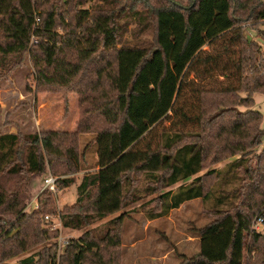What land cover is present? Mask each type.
<instances>
[{
    "label": "trees",
    "instance_id": "1",
    "mask_svg": "<svg viewBox=\"0 0 264 264\" xmlns=\"http://www.w3.org/2000/svg\"><path fill=\"white\" fill-rule=\"evenodd\" d=\"M130 1L119 7L116 0H0L3 75L31 59L40 84L83 93L73 80L94 82L90 120L99 121L88 129L95 133L98 169L83 176L76 202L60 212L62 224L82 229L134 203L140 196L134 173L147 179L146 190L160 193V209L150 218L211 198L217 187L207 189L204 179L216 174L223 192L212 220L200 228L199 252L181 264H244L247 234L264 241L244 210L264 187L258 167L264 149L255 166L251 156L264 137L263 113L251 109L254 94L264 93V30L257 31L259 42L245 35L243 24H264V0ZM130 21L139 26L135 36L152 30L149 46L122 42ZM59 135L0 134V262L28 252L41 232L58 235L42 230L40 221L54 212L48 208L54 193L76 179L59 178L52 191L44 188V176L38 208L24 209L31 181L49 165L55 174L79 170L76 137L63 147L66 137ZM222 161L223 169L202 174L207 164ZM63 166L68 170L60 171ZM256 216L264 226V200ZM123 218L112 220L115 228L101 239L106 249L118 247ZM57 246L9 264H120L112 251L105 258L91 231L71 239L60 256Z\"/></svg>",
    "mask_w": 264,
    "mask_h": 264
},
{
    "label": "rangeland",
    "instance_id": "2",
    "mask_svg": "<svg viewBox=\"0 0 264 264\" xmlns=\"http://www.w3.org/2000/svg\"><path fill=\"white\" fill-rule=\"evenodd\" d=\"M118 6L131 5V1L116 0ZM187 2L188 0H181ZM124 4H122V3ZM96 4L101 0H96ZM91 5L90 3L87 6ZM244 32L249 38L259 41L257 31L264 30L262 21L245 22ZM139 26L133 21L129 22L128 31L123 36V43L141 44L149 46L153 39L152 30L149 29L138 36ZM63 32V30H62ZM32 44L36 43L35 38ZM208 48V47H205ZM234 56V55H233ZM234 57H237L235 55ZM90 62V61H88ZM91 69L93 66L91 65ZM36 66L31 59H27L21 66L9 75H3L0 72V134L10 132L18 133L22 139L33 133L57 132L59 137L63 138L65 143L63 147L69 146L72 137H76L77 148L80 154L79 170L76 172H66L65 174H55L50 165L44 174L35 177L31 182V196L27 200L24 212L31 213L34 208H38V195L42 190L43 179L46 175L76 179V183L67 187L60 188L51 198L48 208L54 211L48 212L50 218L46 219V214L42 215L40 221L42 230L55 231L58 235L53 237L51 232L48 237L45 233L39 236L41 239L37 244L29 246L28 252H22L20 255L8 258L0 264L16 263L20 258L31 253H46L56 242L58 243L57 251L60 256L66 245L71 239H79L86 231H91L96 239L100 241L103 255L107 259L112 251L117 257L120 264H181L185 254L194 255L200 250V228L212 220L215 200L225 186L222 180L216 179V174H210L205 177L206 187L215 188L217 192L212 194L209 199L197 198L182 204L179 208L172 209L166 215L157 218H150L151 211H159V203L156 197L159 192L146 190L147 179L141 173L132 175L134 183L138 184L139 197L134 203L124 209L108 215L107 217L94 222L82 229L65 228L60 218V212L68 206H72L77 199V186L80 184L84 175L95 172L97 166V146L95 143V133L88 129L89 124L97 120V117L90 120L93 115V102L91 97L94 95L90 89L86 77H77L73 80L74 90L80 88L83 93L72 91L71 86L68 88L56 84H40L37 78ZM92 72V71H91ZM245 95V94H242ZM255 104L251 107L258 110L264 116V93L256 92L254 94ZM246 111L247 107H240ZM90 112H92L90 114ZM90 115V116H89ZM99 120H97L98 122ZM163 124L169 125V121H163ZM264 129V119L261 123ZM24 141V140H23ZM264 149L263 144L255 149L253 156V166L256 165L258 155ZM24 152L22 151L21 154ZM259 168L264 171V154L261 155ZM227 161L217 164H207L202 174L211 169H223ZM60 171L68 170L65 166L59 168ZM264 175V174H263ZM1 179V176H0ZM179 184L172 187L176 189ZM230 189V187H226ZM159 193V194H158ZM264 187L255 191L246 201V214L252 218V229L264 233V226L258 221L256 211L263 204ZM234 202L232 205H235ZM124 215L123 221L117 231L119 233V245L117 248H107L105 242L101 241L105 233L115 228L117 217ZM34 235L31 237L32 241ZM51 237V238H49ZM111 252V253H112ZM112 253V254H113ZM244 264H264V241L256 239L252 233L247 234Z\"/></svg>",
    "mask_w": 264,
    "mask_h": 264
},
{
    "label": "built area",
    "instance_id": "3",
    "mask_svg": "<svg viewBox=\"0 0 264 264\" xmlns=\"http://www.w3.org/2000/svg\"><path fill=\"white\" fill-rule=\"evenodd\" d=\"M57 177H54L52 175H49L48 177L45 178V182H44V188H49L50 190L52 191H56L57 189ZM50 216L49 215H46V219H49ZM260 223H262V218H259L258 220Z\"/></svg>",
    "mask_w": 264,
    "mask_h": 264
},
{
    "label": "water",
    "instance_id": "4",
    "mask_svg": "<svg viewBox=\"0 0 264 264\" xmlns=\"http://www.w3.org/2000/svg\"><path fill=\"white\" fill-rule=\"evenodd\" d=\"M15 232V231H14ZM14 232H13V234H14ZM263 239H264V233H263Z\"/></svg>",
    "mask_w": 264,
    "mask_h": 264
},
{
    "label": "crops",
    "instance_id": "5",
    "mask_svg": "<svg viewBox=\"0 0 264 264\" xmlns=\"http://www.w3.org/2000/svg\"><path fill=\"white\" fill-rule=\"evenodd\" d=\"M197 254V253H196ZM185 255H187V254H185ZM188 256H191V255H188Z\"/></svg>",
    "mask_w": 264,
    "mask_h": 264
}]
</instances>
